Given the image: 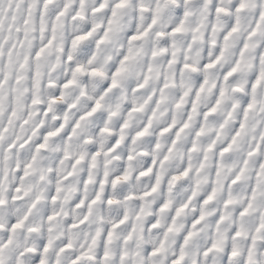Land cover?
Returning a JSON list of instances; mask_svg holds the SVG:
<instances>
[{
	"label": "snow or ice",
	"instance_id": "6c2138e0",
	"mask_svg": "<svg viewBox=\"0 0 264 264\" xmlns=\"http://www.w3.org/2000/svg\"><path fill=\"white\" fill-rule=\"evenodd\" d=\"M0 264H264V0H0Z\"/></svg>",
	"mask_w": 264,
	"mask_h": 264
},
{
	"label": "clouds",
	"instance_id": "9594fccd",
	"mask_svg": "<svg viewBox=\"0 0 264 264\" xmlns=\"http://www.w3.org/2000/svg\"><path fill=\"white\" fill-rule=\"evenodd\" d=\"M107 139H108V137H106V136L99 137V140L102 142L107 141Z\"/></svg>",
	"mask_w": 264,
	"mask_h": 264
}]
</instances>
